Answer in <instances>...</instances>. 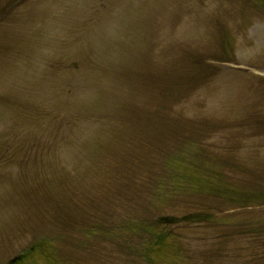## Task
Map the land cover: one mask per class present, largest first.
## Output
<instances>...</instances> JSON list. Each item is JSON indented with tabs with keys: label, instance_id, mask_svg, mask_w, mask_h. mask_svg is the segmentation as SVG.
<instances>
[{
	"label": "rangeland",
	"instance_id": "374dc122",
	"mask_svg": "<svg viewBox=\"0 0 264 264\" xmlns=\"http://www.w3.org/2000/svg\"><path fill=\"white\" fill-rule=\"evenodd\" d=\"M0 264H264V0H0Z\"/></svg>",
	"mask_w": 264,
	"mask_h": 264
},
{
	"label": "trees",
	"instance_id": "16d2710c",
	"mask_svg": "<svg viewBox=\"0 0 264 264\" xmlns=\"http://www.w3.org/2000/svg\"><path fill=\"white\" fill-rule=\"evenodd\" d=\"M170 223H172V222H170Z\"/></svg>",
	"mask_w": 264,
	"mask_h": 264
}]
</instances>
